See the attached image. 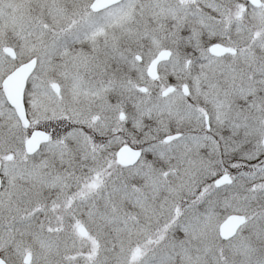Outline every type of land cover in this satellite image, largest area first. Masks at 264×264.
<instances>
[{
    "label": "snow or ice",
    "instance_id": "6c2138e0",
    "mask_svg": "<svg viewBox=\"0 0 264 264\" xmlns=\"http://www.w3.org/2000/svg\"><path fill=\"white\" fill-rule=\"evenodd\" d=\"M0 264H264V0H0Z\"/></svg>",
    "mask_w": 264,
    "mask_h": 264
}]
</instances>
